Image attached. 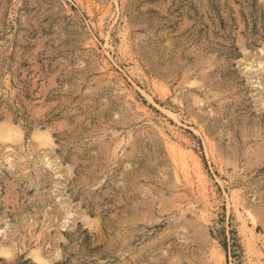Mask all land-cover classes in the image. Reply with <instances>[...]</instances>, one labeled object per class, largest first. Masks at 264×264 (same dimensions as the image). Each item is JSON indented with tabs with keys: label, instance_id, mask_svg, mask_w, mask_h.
Returning a JSON list of instances; mask_svg holds the SVG:
<instances>
[{
	"label": "rangeland",
	"instance_id": "1",
	"mask_svg": "<svg viewBox=\"0 0 264 264\" xmlns=\"http://www.w3.org/2000/svg\"><path fill=\"white\" fill-rule=\"evenodd\" d=\"M0 264H264V0H0Z\"/></svg>",
	"mask_w": 264,
	"mask_h": 264
},
{
	"label": "bare ground",
	"instance_id": "2",
	"mask_svg": "<svg viewBox=\"0 0 264 264\" xmlns=\"http://www.w3.org/2000/svg\"><path fill=\"white\" fill-rule=\"evenodd\" d=\"M178 147V146H177ZM182 167H186V164L184 162H182Z\"/></svg>",
	"mask_w": 264,
	"mask_h": 264
}]
</instances>
